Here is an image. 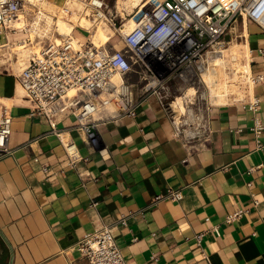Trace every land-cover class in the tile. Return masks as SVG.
Segmentation results:
<instances>
[{"label": "crops", "instance_id": "obj_1", "mask_svg": "<svg viewBox=\"0 0 264 264\" xmlns=\"http://www.w3.org/2000/svg\"><path fill=\"white\" fill-rule=\"evenodd\" d=\"M226 39L229 50L237 44L243 65L251 60V72L264 75L257 23L240 17ZM29 40L21 31L0 37V105L12 117V152L0 157V264H82L78 243L105 225L126 264H264V84L251 90L260 99L256 114L240 101L214 106L212 142L188 158L154 96L134 119L101 124L96 151L73 127L75 118L63 117L58 128L85 158L70 168L49 123L31 115L33 104L20 92L26 60L18 66L12 50L23 41L31 49ZM125 79L137 83L134 74ZM168 189L180 190L182 199L153 203ZM238 210L247 212L227 223ZM196 233H205L201 247Z\"/></svg>", "mask_w": 264, "mask_h": 264}, {"label": "built area", "instance_id": "obj_2", "mask_svg": "<svg viewBox=\"0 0 264 264\" xmlns=\"http://www.w3.org/2000/svg\"><path fill=\"white\" fill-rule=\"evenodd\" d=\"M74 2L81 3L85 13L92 6L87 14L92 23L102 19L111 22L105 0H63L61 13L72 14L69 6ZM26 4V0H0V37L18 31L28 33L30 25L17 26ZM29 5L37 9L36 4ZM240 17L264 30V0H149V6L138 13V21L129 32L122 34L125 24H120L117 32L123 47L118 50L107 45L95 46L89 39L81 42L70 34L61 35L53 23L42 32V37L36 38L40 44L38 51L30 53L19 74L25 97L33 104L31 115L41 116L49 123L50 133L65 150L70 168L85 158L67 129L58 128L61 118L73 116V127L96 151L100 147L99 126L123 118L134 119L150 96L158 100L170 119L174 137L181 142L187 158L207 150L213 139L210 113L217 105L203 73L214 62H226L231 73L230 41L226 37ZM82 30L77 26L75 33ZM55 37L60 41L56 42ZM29 44L32 46L31 40ZM129 74L136 76V84L125 79ZM244 75L249 100L237 101L256 114L260 99L251 90L264 84V75H254L246 69ZM117 76L121 81H114ZM189 89H193V94H187ZM178 97L181 107L176 104ZM11 123L7 107L0 105V157L12 152L8 148ZM262 128L255 118L256 133ZM43 170L48 171V167L45 165ZM182 197L180 190L168 189L154 197L153 203L178 202ZM246 212L230 213L226 222L232 223ZM120 223L126 224V216L121 217ZM214 230L219 234L218 227ZM204 236L205 233H196L193 237L199 247ZM78 249L82 264H126L109 225L85 235Z\"/></svg>", "mask_w": 264, "mask_h": 264}, {"label": "bare ground", "instance_id": "obj_3", "mask_svg": "<svg viewBox=\"0 0 264 264\" xmlns=\"http://www.w3.org/2000/svg\"><path fill=\"white\" fill-rule=\"evenodd\" d=\"M92 1L96 2L97 0ZM26 3L25 10L20 15V21L17 26L26 27L30 25V28H28V35L33 41L32 48H37L39 46V43H37L38 45L36 44V38L38 36L42 37V32L48 31L53 23L59 34H70L81 42L89 39L95 46H106L115 36V31L105 20L102 19L96 23H92V20L87 17L92 7L91 4H89L91 7H88L85 13L83 5L79 2H74L69 6L72 10V14L63 15L61 13L63 2L62 4H57L50 0H26ZM147 3H149V1L146 2V0H115L114 8L118 12H121L123 8L129 12L134 8H144ZM29 4H36L37 9H32ZM121 14L124 15L123 13ZM27 16H31V19L29 20ZM137 21L138 19L132 18L125 23L122 34L129 32L136 25ZM77 26L83 29L82 33H75V28ZM54 39L56 42L60 41L58 37ZM116 39H118V37ZM232 44L229 59L231 65L230 69H232L231 73L227 70L226 62H214L210 64L203 73V79L208 85L212 101L216 105H223L233 100H242L245 98V93H249V87L244 82L243 77L245 76V69L249 71L250 67L244 68L238 56V46L235 42ZM32 48L30 49V47L24 45L23 42L14 45L12 52L15 51L18 55V66L20 62L27 60L26 57L30 55ZM37 51L38 50L35 49L34 52ZM0 63H5L2 57H0ZM114 81H121V78L117 76L114 78ZM20 92L22 94L24 93L22 89H20ZM69 94L72 95L73 91ZM187 94H193V89H189ZM176 104L181 107L180 97H178Z\"/></svg>", "mask_w": 264, "mask_h": 264}, {"label": "rangeland", "instance_id": "obj_4", "mask_svg": "<svg viewBox=\"0 0 264 264\" xmlns=\"http://www.w3.org/2000/svg\"><path fill=\"white\" fill-rule=\"evenodd\" d=\"M52 2H56L57 4H62L63 0H50ZM149 0H146V2ZM105 2L108 4V10H109V15L108 18L111 21L110 23H108L113 30L115 31V36L111 39V41L106 44L109 45L110 43H112V45L116 48V49H121L123 44H122V38L119 35V33L117 32V29L119 28L120 24H125L127 23L130 19L135 18L138 13L140 11H142L143 9L145 10L148 6L149 3H147V5L144 8H134L133 10L127 12L124 8L121 12H118L115 8H114V2L115 0H105ZM133 11V12H132ZM33 12V11H32ZM30 12V13H32ZM34 13V12H33ZM121 13H123L124 15H122ZM130 13V14H129ZM115 24V25H114ZM113 25V26H112ZM118 37V39H116ZM115 40V41H114ZM14 47V46H13ZM39 46L35 49L38 50ZM34 49V50H35ZM21 63V62H20Z\"/></svg>", "mask_w": 264, "mask_h": 264}]
</instances>
